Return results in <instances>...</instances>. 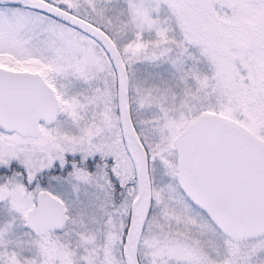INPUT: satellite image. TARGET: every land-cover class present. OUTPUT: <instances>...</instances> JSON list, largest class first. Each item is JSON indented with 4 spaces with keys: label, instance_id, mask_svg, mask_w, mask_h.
Wrapping results in <instances>:
<instances>
[{
    "label": "snow or ice",
    "instance_id": "obj_1",
    "mask_svg": "<svg viewBox=\"0 0 264 264\" xmlns=\"http://www.w3.org/2000/svg\"><path fill=\"white\" fill-rule=\"evenodd\" d=\"M0 264H264V0H0Z\"/></svg>",
    "mask_w": 264,
    "mask_h": 264
}]
</instances>
